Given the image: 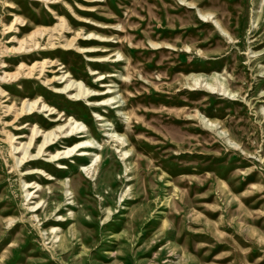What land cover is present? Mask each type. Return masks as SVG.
<instances>
[{"label":"rangeland","instance_id":"rangeland-1","mask_svg":"<svg viewBox=\"0 0 264 264\" xmlns=\"http://www.w3.org/2000/svg\"><path fill=\"white\" fill-rule=\"evenodd\" d=\"M21 39L33 63L57 61L49 77L65 67L57 89L2 82ZM64 71L91 94L60 90ZM1 89L0 264H264V0H0ZM37 98L51 114L7 115ZM68 120L97 163L49 160L82 134L35 156Z\"/></svg>","mask_w":264,"mask_h":264},{"label":"bare ground","instance_id":"bare-ground-1","mask_svg":"<svg viewBox=\"0 0 264 264\" xmlns=\"http://www.w3.org/2000/svg\"><path fill=\"white\" fill-rule=\"evenodd\" d=\"M56 15H57V13H56ZM58 17H59V19L61 21L64 20L63 16L59 15ZM19 19H22V18L16 17V22ZM21 21L23 22L24 19H22ZM12 27H13V24L9 26V29H11ZM55 28H53V27H45L44 30H48V31H41V32H42V34L45 33V32L49 33L50 34V38H51V37H53L52 36V32L53 31L52 30H54ZM34 33H36V32H34ZM34 33H32V34H34ZM32 34H30V36ZM18 42L20 44L18 47H14V48H11L9 50V53L11 55L9 58L13 59L14 61L20 60V63L18 64L17 70L15 72L6 73L4 78H1V80L3 79L2 82L5 84V81H7V79L8 80H12V81H20V80H23L24 78L31 79V78H34L35 76H37L38 78L43 80V83L45 85L54 87L53 84L56 83L57 80H58L57 79L58 78L57 72L61 71V69H65V67L62 65V67L59 70L53 72V73H55L53 77H49V74H48L49 70L50 69H51V71L54 70L53 67L55 66L57 61H53L51 59H44L43 61H35L33 63L31 61L32 60V56H31L30 52L34 51L35 49H37L38 43L34 44L35 45V49L30 50L32 46L28 49L27 41L25 39H21ZM50 45L51 46L49 47V49L47 47L42 48V50L43 49H48V50H45V51L41 52L40 54L51 53V49L55 47V44L50 42ZM62 47H63L64 50H70L74 46H73L72 41L69 40ZM75 49H78L79 51H83L84 50V48L77 47V46L75 47ZM30 61L33 63L32 65L28 64V62H30ZM59 65L61 66V64H59ZM4 67H6L5 63H4ZM38 68H40V70H38ZM45 68H49V69H45ZM37 70L39 72H37ZM69 76H70V73L67 72V71H64V73L59 78V79H61V78L66 77V79L64 80L65 85L60 90H65L66 91L67 89H69L67 93L73 94L74 98L82 97V96L84 97V96H88L89 94H91V92L89 91V88H86V89L84 87L82 88L81 84H78L79 82L77 83V81L71 82V79H69ZM74 83H76L77 85H76V87L73 90L78 89V91L75 94L70 91V90H72ZM54 88H56V87H54ZM106 93H109V92H106ZM0 94L3 95L4 97L7 96L6 95V91L4 89L0 90ZM115 99H116V97H109L107 99H103L100 104H107L109 101H114ZM41 104H42V108H44V107L48 108V110L45 111V112L50 111V114H51V112L53 110L51 108V106L46 104V102L43 101V100L39 101V98H37V99H35V100L31 101V102H25L24 101L20 108H16L15 105L14 106L11 105L8 108V114L7 115H11L12 113H14L15 114L14 121L15 122H19V121H21L22 119H24L26 117L34 115V113L40 109V105ZM59 116L62 117V115H59ZM63 116H65V114ZM68 122H69V120L67 122L63 123V124L57 125L56 126L57 133H54L53 130H50L48 132L44 131V133H46V135H45L43 141L41 142V144L39 145L37 154L35 156H38V157L39 156H43L46 152L49 151V148L52 147L51 144H55L56 142H58L62 138V136L64 134L68 133V135L70 137L72 136L74 138L76 137L75 134H82L81 138H86L85 140L78 141L77 144L74 147H72V148H70L69 146L66 147V149L63 152L58 150L54 154H48L49 160L51 162H57L58 167L61 168L62 164L59 162L60 160L66 159V158H70V157L74 156L75 154L79 153V155H81V156H90L92 162L94 161V157L97 156V159H96V163H97L98 159H101V156L100 155L98 156L97 154L94 155V156H91L92 151L88 152V151L85 150V149L92 148V147H94L96 145L95 140H94L95 138L93 137L94 139H92L91 136L89 135L90 134L89 128L87 126H85V129L82 128L81 125L79 124V122L77 120H75L74 123H76V125L74 127H72L70 130H68V129H65V126L68 125ZM37 124L38 123H36L35 127L32 128L31 140H30L29 144H27V147L25 148L24 156L20 160L19 166H21V164L24 162V160L28 161L29 156H34V155L30 154V151H32L33 148H34L33 143H32L33 138L37 137V134H38V132L41 129V127L40 128L36 127ZM211 124H213V123H211ZM103 125L107 126V125H105V123ZM108 133H109V137H111L112 139L122 140V137H120V135L117 134L116 132L111 131V132H108ZM12 140H13V136H10V138H9L10 143H12ZM34 142L36 143L37 139H34ZM48 142L51 143V144H49L47 146ZM121 144L123 145L124 141L121 142ZM18 149L19 148H15L14 147L13 151L14 150L18 151ZM80 167H81L80 168L81 173H83V174H90V172L94 173L97 170L96 167H95V169L92 170V166H84L83 165V166H80ZM23 175H27V174H23ZM50 179L51 178H47V180H50ZM24 186L26 187V189L31 187L30 183H28V182L25 183ZM61 186H62V190L65 193L70 191L71 194H75L74 190L71 189L72 188V184H71L70 180H66V179L62 180L61 181ZM40 203H41V201L37 202L31 209L37 208V206H39ZM52 230H55V228L53 227Z\"/></svg>","mask_w":264,"mask_h":264}]
</instances>
